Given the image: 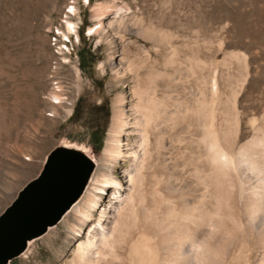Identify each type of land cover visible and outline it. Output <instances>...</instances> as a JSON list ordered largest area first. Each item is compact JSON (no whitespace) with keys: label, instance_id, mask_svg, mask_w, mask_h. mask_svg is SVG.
<instances>
[{"label":"rangeland","instance_id":"rangeland-1","mask_svg":"<svg viewBox=\"0 0 264 264\" xmlns=\"http://www.w3.org/2000/svg\"><path fill=\"white\" fill-rule=\"evenodd\" d=\"M98 6L106 8L103 22L115 17L116 7L126 6L138 26L126 25L118 37L108 32L107 41L100 40L92 18ZM22 72L34 76L25 80ZM42 74L35 96L26 93ZM54 91L61 107L53 104ZM119 97L133 130L120 136L123 157L105 161L101 153ZM28 102L35 106L33 116ZM262 117L264 0H0V129L11 130L5 139L0 136V213L36 177L45 156L66 144L93 161L92 174L104 170L121 186L128 173L136 175L135 197L129 202L123 193L121 205L132 210L131 222L139 219L147 226L148 216L156 218L159 227L147 241L156 264H187L184 259L264 264V142L250 146L259 169L252 171L240 152L252 139H263L257 128ZM252 119L254 127L248 123ZM139 131L145 133L142 141ZM138 147L144 156L134 162L129 153ZM216 148L228 154L221 159L224 166L213 159ZM108 192L87 229L114 204L109 199L115 189ZM68 211L8 264H72L79 240L69 230L76 223ZM198 221L204 225L198 237L206 236L207 263L195 260L199 238L192 247L179 236L187 222ZM166 248L178 251L176 257L166 256Z\"/></svg>","mask_w":264,"mask_h":264},{"label":"bare ground","instance_id":"bare-ground-1","mask_svg":"<svg viewBox=\"0 0 264 264\" xmlns=\"http://www.w3.org/2000/svg\"><path fill=\"white\" fill-rule=\"evenodd\" d=\"M87 4V0H84ZM126 7V6H125ZM124 6H119L116 7L115 10V17L112 18V20L107 22H103L104 17L106 16V8L102 7V6H98L95 7L93 10V20H95L97 22V25L100 26L99 30H96V34L99 35V39L100 40H106L108 39V32H113L117 37L123 33V31L125 32L126 28L125 26L128 25L129 27L132 25V27L134 28V26H138L137 23L134 22V14H131V12H128V9H126ZM71 12H73V8L71 9ZM133 13V12H132ZM136 20V19H135ZM131 24V25H130ZM103 25L106 26V28L108 29V31L105 30V28L103 27ZM134 25V26H133ZM67 30L69 32H73L74 28L73 25L71 23H67ZM91 33V32H90ZM95 34V33H94ZM109 47L111 48L112 46V42L109 41L108 42ZM109 61H112V58L110 56ZM11 63V62H10ZM48 67V66H47ZM46 67V68H47ZM31 73V72H30ZM24 74V75H23ZM44 74L42 75H37L35 81L37 82V84L31 83V85H27L26 86V93L30 94L31 96H35L33 95V90L34 88L37 87L38 84H41L39 82H41L42 77ZM34 76V72H32L31 74L27 73L25 74V72H22V78H24L25 80L27 78H30ZM42 76V77H41ZM32 79V78H31ZM42 85V84H41ZM58 88V87H57ZM59 89V88H58ZM15 93L17 92V95L21 93V90H15ZM57 91L51 92L52 93V98L55 101V106L57 107H61L63 105V101L60 97L59 94L56 93ZM145 94V93H144ZM142 95V94H140ZM141 97V96H140ZM148 98V97H147ZM145 98V99H147ZM140 99V98H139ZM142 99V98H141ZM143 100V99H142ZM148 100V99H147ZM151 100H153L151 98ZM139 101V100H138ZM150 101V99H149ZM142 102V101H140ZM35 103V102H34ZM122 103V99L121 97L116 99L115 105H114V112L112 115V119H111V126H110V130L108 133V138L105 142V147L101 153L102 158L105 161H112V160H117L123 157V151H122V146H121V142H120V136L122 135L123 132H125L126 130H133V128L131 129V125L129 126V124L127 123V121H125V116H124V112L123 110L119 109V106ZM139 103V102H138ZM142 104V103H141ZM146 104V103H145ZM143 104V105H145ZM149 104V103H148ZM34 106V105H33ZM32 104L30 102H28L26 104V108L28 111V114L30 113V115L33 114V112H35V106L33 107ZM148 106V105H147ZM143 107V106H142ZM145 107V106H144ZM212 107V106H211ZM147 109V108H146ZM145 109V110H146ZM144 110V109H143ZM149 110V109H148ZM204 110V109H203ZM210 110V109H209ZM202 111V110H201ZM200 111V112H201ZM211 111H213V109H211ZM204 112V111H202ZM201 112V113H202ZM206 112V111H205ZM207 114V112H206ZM208 119L209 118H213V117H209L210 113H208ZM202 115V114H201ZM33 116V115H32ZM51 118H53V116L49 115ZM213 116V114L211 115ZM150 117V115L148 116ZM152 117V116H151ZM207 117V115H206ZM140 116L138 121L140 120ZM155 118V116H154ZM157 118V117H156ZM203 118V116H202ZM205 118V117H204ZM143 119V118H142ZM145 119V117H144ZM143 119V120H144ZM151 119V118H150ZM261 119V118H260ZM142 120V121H143ZM206 120V119H204ZM213 120V119H212ZM145 121V120H144ZM147 121V120H146ZM168 121V120H167ZM154 122V121H153ZM153 122L151 124H153ZM157 122V121H155ZM209 122V121H208ZM214 122V121H213ZM148 123V122H147ZM252 127L256 126V120L252 119L249 120L248 122ZM150 124V123H149ZM211 125V121L209 123ZM133 125V123H132ZM210 125H208L210 127ZM170 126V125H169ZM212 127V126H211ZM210 127V128H211ZM258 132L262 133V137L263 139H252V141L244 144L241 147V151L243 152V158L246 160H242L244 161H248L251 164V168L253 171V168L259 169L260 163H257L255 161V159L253 158L254 156V152H251L250 150V146H255V145H259L260 142H264V117H262V121L260 123V127H257ZM7 129V128H6ZM10 129L8 128V130H3L0 129V136L4 137V139L7 137V135L10 133ZM135 132V131H134ZM156 132V131H154ZM137 133V132H136ZM140 133V141L143 140L145 133L142 131H139ZM149 133V132H148ZM148 133L146 135H148ZM151 134V133H150ZM207 134V133H206ZM138 135V134H137ZM158 136V135H157ZM216 137V136H215ZM148 138V136H147ZM225 138V136H224ZM214 139V138H213ZM145 140V139H144ZM201 140V139H200ZM215 140V139H214ZM217 140V139H216ZM215 140V141H216ZM263 140V141H262ZM229 141V140H228ZM138 142V141H137ZM146 141H144L145 143ZM148 143V142H147ZM138 144V143H137ZM140 144H142L140 142ZM230 144V143H229ZM64 146H68L66 144H63ZM213 145V144H212ZM217 146V144H215ZM219 146V145H218ZM217 146V147H218ZM231 146V145H230ZM69 147V146H68ZM146 147V146H145ZM215 147V146H214ZM234 147V146H233ZM213 148V146H212ZM79 149V148H78ZM217 149V148H216ZM220 149V148H219ZM219 149H217L216 152H214V158L216 160H219V163H221V159H223L228 154L222 152V151H218ZM255 149V148H254ZM82 150V149H81ZM136 150V148H135ZM213 150V149H211ZM210 150V151H211ZM222 150V149H221ZM235 151V150H234ZM254 151V150H252ZM123 152V153H122ZM213 152V151H212ZM210 152V153H212ZM230 153V152H229ZM250 153V154H249ZM139 154H141L142 156H144V152L143 149L141 150V147H138L136 151H131L129 153V155H131V157L133 158L134 162H136L139 158ZM239 155V154H238ZM141 156V157H142ZM212 156V155H211ZM230 156V155H229ZM140 157V159H141ZM232 157V156H231ZM230 157V158H231ZM235 157V156H234ZM143 158V157H142ZM208 158V157H207ZM230 158L227 157V160ZM212 159V158H210ZM236 159V158H234ZM242 159V158H240ZM240 159H238L239 161H241ZM226 160V162H227ZM237 160V159H236ZM228 161V162H229ZM113 162V161H112ZM133 162V161H132ZM213 162V161H212ZM216 162V161H215ZM262 162H264V158L262 159ZM138 163V162H137ZM243 163V164H244ZM136 164V163H135ZM218 164V163H217ZM217 164H215L217 166ZM223 164V163H221ZM220 164V165H221ZM227 163H225L226 166ZM229 164V163H228ZM227 164V165H228ZM238 164V163H237ZM248 164V163H247ZM264 164V163H263ZM219 165V164H218ZM230 165V164H229ZM228 165V166H229ZM236 165V163L234 164ZM224 166V164H223ZM222 166V167H223ZM227 166V167H228ZM241 165H236V167L240 168ZM220 167V166H219ZM232 166L230 165L228 169H230ZM242 167V166H241ZM246 167V165L244 166ZM134 168V167H133ZM135 169V168H134ZM233 169V168H232ZM221 170L223 171V169L221 168ZM225 170V169H224ZM220 171V170H218ZM227 171V170H226ZM261 172V170H258ZM221 172V171H220ZM257 172V171H256ZM226 173V172H225ZM255 174V172L253 173ZM257 174V173H256ZM230 176V175H229ZM233 176V175H232ZM235 176V175H234ZM255 176V175H254ZM260 176V174H259ZM136 177V175L134 176ZM133 175H131L130 173L127 174V182H124L123 186H121L120 184H118V182L112 177V175L110 173H107L104 170H99L97 171L95 174H92L89 178V181L82 193V195L79 197V199L77 200V202L70 208L69 211L72 210V217L71 219L74 220V222L76 223V225L74 226H70L69 230L71 232V235L73 237V239H78L79 243L76 247V252H75V257L73 259L72 264H156V255L153 254V252L150 251V246L149 243L147 242L149 237L151 236V234L153 233L154 229L158 226L157 224V220L156 218H153L151 216L147 217L148 220V225L145 226L142 222V220L136 219V221L131 222V220H129L130 216L129 214H131L132 210H127L128 208H126L125 206L122 207V200L123 199V193H128L126 195V197H129L127 200H131V198L135 197L134 195V191H135V182H136V178H134ZM256 177V176H255ZM258 177V176H257ZM230 178V177H229ZM135 179V180H134ZM232 179V177H231ZM262 179V178H261ZM260 180V179H259ZM137 183V182H136ZM138 184V183H137ZM260 186V185H259ZM124 187H126V189H124ZM109 188H113L115 189V192L112 194L111 199H109L110 202H114V204L112 203V205L108 204L106 208H103L100 211V215L99 218L97 219L96 222V227L95 228H89L87 229V225L91 224L92 222V217H93V212L98 209L101 204L106 201L108 199V195H109ZM206 193V192H205ZM256 195V194H255ZM258 196V195H257ZM125 197V198H126ZM169 197V196H168ZM255 197V196H254ZM260 197V196H259ZM165 198V197H164ZM167 198V197H166ZM165 198V199H166ZM164 199V200H165ZM248 199V198H247ZM257 199V197H256ZM264 199V198H263ZM1 200V199H0ZM81 200V201H80ZM168 200V199H167ZM228 200V199H227ZM262 200V199H261ZM80 201V202H79ZM126 201V200H125ZM126 201V202H128ZM133 201V200H131ZM135 201V198H134ZM79 202L78 205H76ZM130 202V201H129ZM261 202V201H260ZM167 203V202H166ZM263 203V202H261ZM134 204V203H133ZM235 204V203H234ZM76 205V206H75ZM119 205V206H116ZM256 205V204H253ZM75 206V207H74ZM135 206V205H133ZM132 206V207H133ZM258 206V205H257ZM74 207V208H73ZM120 207V208H119ZM131 207V205H130ZM73 208V209H72ZM196 209V207H195ZM186 210V209H185ZM197 210V209H196ZM68 211V212H69ZM198 211V210H197ZM193 212V211H192ZM198 213V212H197ZM116 215V216H114ZM112 216V217H111ZM114 216V217H113ZM222 216V215H221ZM196 218V217H195ZM64 219V218H62ZM183 219V218H182ZM198 219V218H197ZM241 219V218H240ZM239 219V220H240ZM196 220V219H195ZM109 221V222H108ZM189 222H192V219L189 217L188 218ZM200 221V220H199ZM196 223V224H187L183 227H185L184 229V234H179L183 235V240L185 241L186 244H190L193 247V243L195 242V240L198 237V234H200V232H202V228H203V224L202 223ZM224 221V220H223ZM229 221V220H228ZM101 222H106L107 226H102ZM228 223V222H226ZM231 223V222H230ZM65 224L67 225V227L69 226L68 220L65 221ZM109 224V227H108ZM212 225V224H211ZM255 225V224H254ZM217 226V225H216ZM221 226H223L221 224ZM233 226L234 223H233ZM108 227V228H106ZM159 227V226H158ZM214 227V226H213ZM226 227V226H225ZM182 228V226H181ZM209 228V227H208ZM216 228V227H214ZM223 228V227H222ZM231 228V227H230ZM229 228V229H230ZM234 228V227H233ZM232 228V229H233ZM157 229V228H156ZM160 229V228H158ZM230 229L232 231L233 234V230ZM236 229V227H235ZM263 229V228H262ZM178 230V229H177ZM206 230V229H205ZM212 230V229H211ZM226 230V228H225ZM208 231V230H206ZM224 231V230H222ZM166 232V231H165ZM212 232V231H211ZM259 232V231H258ZM229 233V232H228ZM227 233V235H228ZM235 233V232H234ZM223 234V233H222ZM231 234V233H229ZM231 234V235H232ZM260 234V232L258 233V235ZM262 234V233H261ZM221 235V234H220ZM226 235V236H227ZM234 235V234H233ZM264 235V234H263ZM53 237L55 236V234L52 235ZM178 236V234H177ZM178 236V237H179ZM53 237H49L47 239V242L50 244L54 243V238ZM170 236H168L169 238ZM176 237V235H175ZM201 237V235H200ZM206 237V236H205ZM205 237H201L199 238L200 240L197 243V249L199 250V256L196 257V263H202V262H208L209 260V256H208V244L207 241L205 239ZM229 237V235H228ZM232 237V236H230ZM229 237V238H230ZM261 235L259 237V239H261ZM264 237V236H263ZM167 238V237H166ZM218 238V237H217ZM216 238V239H217ZM224 238V237H223ZM227 238V237H226ZM164 239V238H163ZM171 239V238H169ZM177 239V237H176ZM167 241V239H164L162 242V245L165 244ZM209 241V240H208ZM72 242V241H71ZM171 242V241H170ZM174 242V241H173ZM225 242V241H224ZM228 242V240H227ZM262 242V239L259 241ZM70 243V242H69ZM151 243V242H150ZM223 243V242H222ZM264 243V241L262 242ZM30 243H27V246H29ZM71 244V243H70ZM196 244V243H195ZM214 244V242H213ZM210 245V244H209ZM162 247V246H160ZM171 247V245H170ZM211 247V246H210ZM195 248V249H196ZM152 249V248H151ZM185 249V248H184ZM191 249V247H190ZM227 249V248H226ZM169 250V251H168ZM189 250V249H188ZM176 251V250H175ZM175 251H171L169 248L165 249V253L166 256L168 254V257H176V255L178 253H175ZM187 251V250H186ZM191 251V250H189ZM210 251V250H209ZM169 252V253H168ZM178 252V251H176ZM185 252V251H184ZM195 252V251H194ZM156 253V252H155ZM187 253V252H185ZM183 254V256L186 257V254ZM226 253V251H225ZM165 255V254H164ZM228 256V255H227ZM163 258V257H162ZM178 258V256H177ZM230 258V257H229ZM164 259H168V258H164ZM232 259V258H231ZM162 260V259H161ZM169 260V259H168ZM172 260V259H171ZM175 260V258H174ZM212 260V259H211ZM214 260V257H213ZM165 262V261H164ZM172 262V261H171ZM187 263V264H192L191 261H187L184 259V261H182V263ZM214 263V262H213ZM172 264V263H171ZM178 264V263H177ZM210 264V263H208Z\"/></svg>","mask_w":264,"mask_h":264},{"label":"water","instance_id":"water-1","mask_svg":"<svg viewBox=\"0 0 264 264\" xmlns=\"http://www.w3.org/2000/svg\"><path fill=\"white\" fill-rule=\"evenodd\" d=\"M93 170V161L78 148L59 145L45 156L36 177L0 213V264L19 257L28 242L60 221L82 195Z\"/></svg>","mask_w":264,"mask_h":264},{"label":"crops","instance_id":"crops-1","mask_svg":"<svg viewBox=\"0 0 264 264\" xmlns=\"http://www.w3.org/2000/svg\"><path fill=\"white\" fill-rule=\"evenodd\" d=\"M1 140L4 141L3 139H0V141H1Z\"/></svg>","mask_w":264,"mask_h":264}]
</instances>
